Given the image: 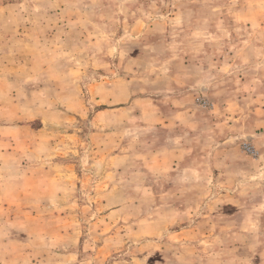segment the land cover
Returning a JSON list of instances; mask_svg holds the SVG:
<instances>
[{
  "label": "rangeland",
  "instance_id": "obj_1",
  "mask_svg": "<svg viewBox=\"0 0 264 264\" xmlns=\"http://www.w3.org/2000/svg\"><path fill=\"white\" fill-rule=\"evenodd\" d=\"M260 106L264 0H0V264H264Z\"/></svg>",
  "mask_w": 264,
  "mask_h": 264
},
{
  "label": "crops",
  "instance_id": "obj_2",
  "mask_svg": "<svg viewBox=\"0 0 264 264\" xmlns=\"http://www.w3.org/2000/svg\"><path fill=\"white\" fill-rule=\"evenodd\" d=\"M258 111L262 112V115H260V117H258L257 119H258V121L263 123L264 122V109L261 108V106H260V108H258ZM166 119H168V118H166Z\"/></svg>",
  "mask_w": 264,
  "mask_h": 264
}]
</instances>
